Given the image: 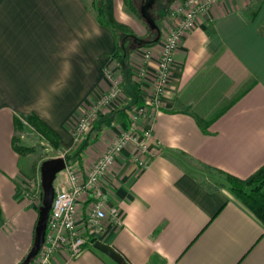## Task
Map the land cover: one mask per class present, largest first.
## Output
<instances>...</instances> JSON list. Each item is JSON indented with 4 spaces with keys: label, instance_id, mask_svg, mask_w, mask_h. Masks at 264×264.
I'll use <instances>...</instances> for the list:
<instances>
[{
    "label": "crops",
    "instance_id": "crops-1",
    "mask_svg": "<svg viewBox=\"0 0 264 264\" xmlns=\"http://www.w3.org/2000/svg\"><path fill=\"white\" fill-rule=\"evenodd\" d=\"M93 2L0 1V264L23 261L39 218L23 185L28 173L15 141L25 135L16 117L35 113L72 143L80 117L110 88L108 70L123 76L113 58L118 40L98 21ZM174 3L161 0L152 8L164 17L163 32ZM114 4L118 20L143 27L138 37L149 32L121 14L123 0ZM165 39L153 47L145 89L137 87L140 106ZM142 49L132 51V62L141 60ZM129 94L101 115L106 123L79 163L82 178L121 128L131 127ZM152 111L139 119L141 130L152 129L150 152L125 149L103 180L125 225L106 223L97 241L129 264H264L263 222L230 189L204 180L208 171L246 179L264 165V0H226L202 13L176 52L162 106ZM94 245L74 259L61 251L51 264H118Z\"/></svg>",
    "mask_w": 264,
    "mask_h": 264
},
{
    "label": "built area",
    "instance_id": "built-area-1",
    "mask_svg": "<svg viewBox=\"0 0 264 264\" xmlns=\"http://www.w3.org/2000/svg\"><path fill=\"white\" fill-rule=\"evenodd\" d=\"M223 1L226 0H183L173 4L166 18L165 30L162 31L166 39L159 55L157 72L151 79L145 105L133 111L132 126L122 128L118 137L88 169L86 178H82L78 162H67L66 169L62 171L64 180L56 185L46 242L33 264H51L55 255L61 251H65L71 259L77 258L92 238L97 239L104 232L106 223L118 229L124 227L123 213L112 203L103 180L117 156L125 149L133 148L136 154L140 152L144 155L150 152L154 142L152 129L141 130L139 119L142 116H152V109L162 106L175 64V55L183 37L196 27L202 13ZM153 56V48L143 47L141 60L133 65L134 80L142 89L146 87L145 79L150 76L148 63ZM107 75L111 82L109 90L80 117L74 128L72 145L75 148L83 143L94 121L104 113L118 108L122 102L124 89L121 77L111 69ZM63 156L66 157V153ZM138 160L140 166L148 167V162L141 158ZM82 206L85 208V216H82ZM81 217L83 228L80 226Z\"/></svg>",
    "mask_w": 264,
    "mask_h": 264
},
{
    "label": "trees",
    "instance_id": "trees-1",
    "mask_svg": "<svg viewBox=\"0 0 264 264\" xmlns=\"http://www.w3.org/2000/svg\"><path fill=\"white\" fill-rule=\"evenodd\" d=\"M138 1L139 0H125V4L132 14L147 25L143 19L141 11H139ZM93 4L98 21L103 26L109 28L118 40V48L113 58L121 64L125 81H127L126 83H129V86L132 87L134 92V105L139 107L142 105L143 99L140 90L132 81L133 72L130 56L134 49L143 47L153 48L156 46L160 42H154L157 34L154 33V36L150 39L151 42L146 45H140L135 39L137 35L135 34L133 28L129 24L116 18L114 0H94ZM151 14L153 15V9L151 10ZM163 18L164 17H159V19L155 18L160 27L161 20H163ZM147 27L151 30V32H154L149 25H147ZM124 112H127V110ZM105 121V119L99 121V123L93 127L91 135H89L85 141H83V143L76 148H74L71 143L68 144L64 142L63 139L39 115L35 113L16 117V127L18 131L23 132L24 134H38L47 140L48 143L55 149L63 148L66 151L67 162L75 163L82 162L84 152L90 146L92 141L99 137V132L103 129V126L106 123ZM20 142L21 141L19 139L15 141V148L22 156L29 155L36 151L35 147L27 146L25 144H21ZM218 172L224 175L227 180V182L222 183L221 185L230 189L264 224V165L246 179L237 178L223 171ZM1 221L2 211L0 208V222ZM96 241V238L91 239L92 243H95Z\"/></svg>",
    "mask_w": 264,
    "mask_h": 264
},
{
    "label": "rangeland",
    "instance_id": "rangeland-1",
    "mask_svg": "<svg viewBox=\"0 0 264 264\" xmlns=\"http://www.w3.org/2000/svg\"><path fill=\"white\" fill-rule=\"evenodd\" d=\"M138 3H139V11H141V7L144 3L141 0H139ZM167 4L168 3H166V2L160 3V5L163 9H165L167 7ZM123 6H124V8L121 11L122 15H126V14L128 15L129 14V16L132 19L136 20L139 23H142L143 26L145 27V29L147 31H149V32H147V34H145L144 36H141L140 38L151 39L154 36V33L157 34V32H155V31L151 32V30L147 27V25L143 21H141L139 18H137L134 14H132L129 11V9L127 8V6L125 4V0H123ZM153 16H154V18L159 19L160 16L157 12V9H153ZM124 23H126V22H124ZM128 23H129V25L131 24L130 25L131 27L134 25V23L132 21L128 22ZM136 29H138L139 31H142V32L144 30L143 27H141V28L135 27V29H133L134 32L136 31ZM135 34H137V32H135ZM133 63H136V62L131 61L132 72H133V65H134ZM121 81H122V87L124 89V92H123L124 97L121 99L122 104H123L124 100H126L128 98V96L130 95L129 93H131L133 90H132V87L129 86V83H126L127 81H125L124 76L121 77ZM132 81L135 85L137 84L136 87L140 88V85L134 80V72H133ZM129 104L133 108V111H135L137 106L134 105L135 104L134 97H132L129 100ZM100 117L96 121L93 122L92 129L95 125H97L99 123V120L101 119ZM131 126H132V122H131ZM92 129L87 133V136L85 137V139L89 135H91ZM121 130H122V128H121ZM24 135H25V137H23L21 139L22 140L21 143L25 144L27 146L35 147L36 151L29 154V155H24L22 158L21 164H22V166H24L23 168H25L26 172L28 173L26 175L24 174L25 183H23V185L25 188L26 196L29 198L30 201H32L33 204L36 203V205L40 208V206L42 205V202H43L42 178H41V172H40L41 164L43 161H45L47 159L63 156L66 153V151L63 148L55 149L54 147H52L48 143L47 140H45L44 138H42L38 134L25 133ZM85 139L83 141H85ZM72 143H73V141H72ZM81 144H82V142H81ZM79 146H77V147H79ZM79 163L80 162H78V164ZM204 180L209 182L213 186H216V185L218 186V185H221L222 183L227 182L226 177L224 175H222L218 172H214V171H208L207 174L204 175ZM85 207H86V204H85Z\"/></svg>",
    "mask_w": 264,
    "mask_h": 264
},
{
    "label": "water",
    "instance_id": "water-1",
    "mask_svg": "<svg viewBox=\"0 0 264 264\" xmlns=\"http://www.w3.org/2000/svg\"><path fill=\"white\" fill-rule=\"evenodd\" d=\"M159 1L161 0H145L141 7L143 19L153 31L157 32V37L154 39V42H159L162 37V29L151 14V9ZM168 1L169 3H174L176 0ZM135 39L140 45H146L151 42L150 39H143L138 36ZM66 166L67 159L64 156L47 159L41 164L40 172L42 178L43 202L39 208V218L35 229L34 243L27 256L19 264H33L45 245L49 218L56 195L55 181L58 174L66 169ZM94 246L118 264H129L123 254L113 246L100 240L96 241Z\"/></svg>",
    "mask_w": 264,
    "mask_h": 264
},
{
    "label": "flooded vegetation",
    "instance_id": "flooded-vegetation-1",
    "mask_svg": "<svg viewBox=\"0 0 264 264\" xmlns=\"http://www.w3.org/2000/svg\"><path fill=\"white\" fill-rule=\"evenodd\" d=\"M141 1L144 3L145 0H141ZM151 10H152V9H151Z\"/></svg>",
    "mask_w": 264,
    "mask_h": 264
}]
</instances>
